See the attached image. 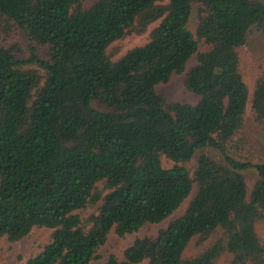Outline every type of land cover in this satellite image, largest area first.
I'll return each mask as SVG.
<instances>
[{
	"label": "trees",
	"instance_id": "1",
	"mask_svg": "<svg viewBox=\"0 0 264 264\" xmlns=\"http://www.w3.org/2000/svg\"><path fill=\"white\" fill-rule=\"evenodd\" d=\"M84 1L0 0V242L44 228L51 237L27 264H100L111 233L123 239L162 223L196 188L183 216L104 264H264V164L227 152L250 94L239 49L250 34L264 36V0ZM156 23L147 44L117 61L108 54ZM20 31L46 52L28 61L45 78L2 44ZM185 72L198 103H168L156 87ZM251 107L264 128V74ZM206 147L224 163L201 155L191 175L186 164ZM249 169L259 177L251 191Z\"/></svg>",
	"mask_w": 264,
	"mask_h": 264
},
{
	"label": "rangeland",
	"instance_id": "2",
	"mask_svg": "<svg viewBox=\"0 0 264 264\" xmlns=\"http://www.w3.org/2000/svg\"><path fill=\"white\" fill-rule=\"evenodd\" d=\"M97 0H85L84 7L90 9ZM199 9H193L189 30L196 37ZM159 23L152 25L145 34H131L126 36L108 49V54L117 61L128 51L147 44L150 40V34ZM2 44L7 48L16 45L20 50L16 54V58L22 63V70L38 71L44 78L47 72L40 66L37 61L28 62L32 58L33 50L35 57L40 60H47L46 52L37 46H33L24 32L20 31L17 36L5 39ZM208 46L204 42L199 44V52L208 50ZM241 57L240 73L246 85L249 88V102L246 109L244 124L242 129L232 138L227 146L228 155L236 161L250 163L252 165L264 164V128L257 125L254 114L252 112V94L257 80L264 74V36L260 33H252L249 35L247 44L239 49ZM197 63V55L193 56L188 62L186 72ZM186 72L182 75H173L167 84H161L156 87V91L160 96L166 98L168 103H182L196 105L199 101L198 97L188 92L184 85ZM206 155L214 161L223 164L224 157L221 153L211 147H206L197 152L194 158L186 164V167L193 175L196 159ZM163 167L170 169L173 164L163 158ZM247 179L249 191L253 189L255 182L258 180V173L255 169H249L243 172ZM196 191V188H195ZM193 192L192 196L194 195ZM192 196L182 204V206L168 219L157 225H145L138 233L127 235L121 239L116 234L111 233L107 243L99 252L98 263L104 264L111 255H115L120 260L123 259L125 251L130 248L137 239L146 237H156L160 230L166 229L168 225L183 216L189 205ZM94 211L93 207L78 212L83 219H86ZM258 233L264 239V226L258 227ZM52 231L44 228H34L31 233L18 243H10L6 239L0 242V264H27L28 261L35 257L40 249L47 244L51 237ZM190 254L188 253V256ZM147 264V263H144ZM217 264H227V258H221Z\"/></svg>",
	"mask_w": 264,
	"mask_h": 264
}]
</instances>
